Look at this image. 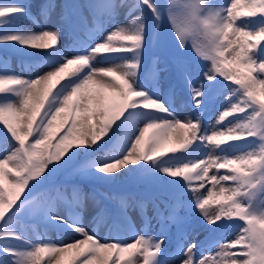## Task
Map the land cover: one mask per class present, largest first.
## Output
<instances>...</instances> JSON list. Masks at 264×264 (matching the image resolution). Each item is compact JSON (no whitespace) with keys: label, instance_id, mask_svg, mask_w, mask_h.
I'll use <instances>...</instances> for the list:
<instances>
[{"label":"snow or ice","instance_id":"obj_1","mask_svg":"<svg viewBox=\"0 0 264 264\" xmlns=\"http://www.w3.org/2000/svg\"><path fill=\"white\" fill-rule=\"evenodd\" d=\"M121 8L128 23L97 40ZM53 17L60 26L41 25ZM165 21L175 38L172 70L191 105L202 110L228 89L214 125L202 123V112L180 118L175 91H161L168 65L145 64ZM65 31L72 44L62 47ZM189 41L208 65L199 84L184 58ZM0 48V126L14 141L0 150V264H167L163 229L182 221L181 209L196 210L212 230L239 222V231L224 242L181 240L179 264H264V0H0ZM58 170L105 180L138 172L156 191L119 194L114 212L131 230L134 209L161 233L101 242L73 210L94 193L73 184L70 198L68 186L41 200L25 195ZM60 201L67 218L56 212ZM23 211L83 238L34 242L17 227Z\"/></svg>","mask_w":264,"mask_h":264},{"label":"rangeland","instance_id":"obj_2","mask_svg":"<svg viewBox=\"0 0 264 264\" xmlns=\"http://www.w3.org/2000/svg\"><path fill=\"white\" fill-rule=\"evenodd\" d=\"M60 2V0H58ZM128 3H134L135 0H128ZM33 4L38 3L39 0H31ZM71 2V0H70ZM75 2L85 4V0H75ZM215 2V0H214ZM123 10V8H121ZM126 9L122 12L120 11L116 17H115V23L112 24H127L128 20L126 19ZM84 12V11H83ZM124 13V14H123ZM134 15H139V12L133 13ZM25 26L31 25L32 22L30 20H27L24 22ZM111 24V23H110ZM149 26L151 27V22L149 21ZM67 29V27H65ZM103 31V30H102ZM107 32V31H106ZM84 35V34H83ZM81 35L83 38L84 36ZM189 50L184 53V58L188 64V66L193 70V66L196 67L200 73L203 74V71L207 68V62L199 60L197 57H195V54L192 52L191 49V42L189 41ZM2 49V48H0ZM1 51V50H0ZM176 55V45H175V38L172 33V30L170 26L168 25L167 21H165V24L163 28L160 31L159 39L151 44L149 48L146 50L144 55V60L146 66L150 67L152 65V62L155 58H159L162 65L167 64L168 70L164 71L161 76V83L164 81V79L168 78L170 75H175L174 71L172 70L174 67V60ZM19 57L13 56L11 59V66L16 70L19 71ZM178 83L180 85L183 83V80L178 77ZM181 81V82H180ZM227 82H225L226 84ZM179 88V87H178ZM228 94V89L226 87H221L217 92H213L212 97L210 100L206 101L205 107L202 110L195 109L191 103L190 98L184 97L183 103L188 108L186 109L189 114L194 117L196 115H199L202 112L201 119H209V122L212 120V125L216 122V117L218 115V112L221 109V105L227 106L225 104V96ZM14 141H11L9 138H5L3 136V129L2 126H0V150L7 149ZM100 154H103V150ZM83 159V158H81ZM81 161L78 160L76 162V165L74 167H79ZM48 181L44 182L43 184L37 185L31 193H28L27 189L25 192V195L29 196V199H32L35 197L37 200H41L44 198V196L55 187H60L61 190L65 186H68V193L70 198L71 193V185L76 184L79 185L85 192L89 191L90 193H94L95 200L100 205H98L96 208L102 209L105 214L108 215L109 210L107 211V205H106V199L109 202H115L113 199L115 196H118L122 193L127 192H137V193H151V191H156L155 187L145 181L142 176L137 173H128L125 176H120L118 179H102L100 181L96 182H86V180L76 177L77 174H70L66 170H58L55 173L51 174ZM100 183V184H99ZM102 185V186H101ZM187 197V196H185ZM189 197H187L188 199ZM23 199V196H22ZM105 199V200H104ZM186 199V198H184ZM60 203V202H58ZM61 204V203H60ZM65 204V203H64ZM62 205V204H61ZM106 205V206H105ZM63 206H69L63 205ZM104 207V208H103ZM106 207V208H105ZM58 215H62L65 217V213L63 210L58 209L56 210ZM180 217H182V221L180 223H169L166 224V226L163 229V235L165 237V243H164V249L166 251V254L172 253L177 249V244L181 240H183L184 243L189 242H199L205 241L206 239H219L221 242L225 241V236H218L219 234H224L227 227L230 226L231 222L223 226L222 228L212 230V227L210 225H207L206 222L203 220V218L199 215V213L196 210H187V209H181L179 213ZM23 217V219H21ZM95 217H98L97 214ZM96 219V218H95ZM94 219V220H95ZM131 224L134 225L135 229L138 231H144L146 225L142 226L141 228L138 226V222L134 220ZM53 225V226H51ZM197 226L198 228H202L204 226V229L206 228L205 232L202 233L201 238L197 240L200 236L192 237V235H188V232L190 228ZM17 227L19 230H21L29 239L33 240L34 242L40 238H46L47 240H53L58 241L56 232V224H50L46 221H44L41 218H37L31 214L29 211H23L17 220ZM53 227V228H51ZM156 226L152 225L151 228H153L152 231H154V228ZM55 228V229H54ZM161 232L157 233L160 234ZM190 234V232H189ZM212 237V238H211ZM215 237V238H214ZM8 243H12L14 245L19 246L21 242L19 241H8ZM217 250L216 246H213L211 251L214 253ZM170 259H172L171 256H169Z\"/></svg>","mask_w":264,"mask_h":264},{"label":"bare ground","instance_id":"obj_3","mask_svg":"<svg viewBox=\"0 0 264 264\" xmlns=\"http://www.w3.org/2000/svg\"><path fill=\"white\" fill-rule=\"evenodd\" d=\"M124 10L125 9H123V10L119 9L118 13L120 11L123 12ZM41 25L44 27H50L53 25L60 26V22L56 19V17H53L52 20L47 21V22L41 20ZM91 26L92 25L90 24V27ZM27 27L31 28L32 24L28 25ZM63 27L65 28L66 24H64ZM104 27H106L105 28L106 31H110L113 27H115V24L105 23ZM35 30H38V29H35ZM65 30H67V29H65ZM104 35H106V34L101 31L99 33V35L96 36V39L97 40L102 39V37ZM71 44H72V40L69 38L67 31H65V35L62 36V38H61V46L63 47L65 45H71ZM97 64H98V66H107L103 62L102 58H98ZM19 69H20V67H19ZM199 71H201V70H198L196 67L193 66L192 78L197 84H199V81L202 78V74H199L200 73ZM22 75H24L25 77H28V76H32L33 73L29 72V71H24L22 73ZM170 89L175 91L174 108H175L176 114L180 118H185V117L191 116L189 114V112L186 110L188 107L186 105H184L183 99H182L184 97L189 98L187 88L185 87L184 83H182L181 85H178V77L176 75H173V76L170 75L167 79L165 78L164 81H162V83H161V91L165 94L166 98L169 97ZM225 104L227 105V102H225ZM201 120H202V123L206 127L209 126L210 123L211 124L213 123L212 120L209 122V119H201ZM141 127H142V124H141ZM79 177H81V179H83V180H86V182L88 181V182H96L97 183L98 181L102 180L101 178H96L93 176H86V175H82V174H77L76 177H74V178L76 179ZM119 177L120 176L118 175L115 179H118ZM86 193H90V192L86 191ZM184 198L187 199V197H184ZM105 199L107 201L106 202L107 206L106 205L105 206L107 207V211L109 210L108 215H110V217L107 216V213L105 214V212L102 209L98 208V210H97L96 207L98 205H100L101 203L99 202V204H98L97 201L95 200V197L91 196V195L89 196V198L87 199V201L85 202V204L83 205V207L81 209H73L74 211L80 212V218H81L83 224L90 230L91 233L95 234L97 236V238L100 239L101 242H116L118 240H122V241H126V242L130 243V242H132L134 235L136 233L143 234L144 232H147L148 235H157V233L162 231L161 227L157 223H155L156 220H154V219H152L151 222L146 225L140 219L138 212L134 209H129V211H128V216L130 217L131 223L134 220H136V222H138V226L140 228L144 225H146L147 227H145L144 231H138L135 229L134 225L132 224V226H133L132 229L128 230L126 228L125 224L122 222V220L119 219L114 212V209L116 206L115 202H109L107 200V198H105ZM58 209H61L64 211L66 218L70 215L69 206L68 207L63 206L60 203H58L56 210H58ZM96 214L98 217H95ZM149 215H151V213H149ZM238 223L239 222H237V223L231 222L230 226L226 228L225 233L216 235V237L225 236V240L234 239L236 233L239 231V228L237 226ZM152 225L156 226L154 228V231H152L153 230V228H151ZM51 228H53V227H51ZM56 228H58V230L56 231V232H58V233H56V236H57L56 239H58V241H60V242L69 243V242H73L76 239H82L83 238L82 236L75 233L73 230H71L70 228H68L66 226L57 225ZM205 230H206V228L204 229V226L202 228H198L197 226H194V227L190 228L189 231H187L188 232L187 237L189 235H192V237H194V239H195V236H200L199 238H197V240H198L201 238V235H202V233L205 232ZM189 232H190V234H189ZM201 240L198 243L202 242ZM208 240L206 239L205 241H208ZM51 241H53V240H51ZM198 251H199V249H198ZM175 252H176V249L174 252L166 254L165 259L167 261V264H179V260L175 257V255H173ZM169 256H171L172 259H170Z\"/></svg>","mask_w":264,"mask_h":264}]
</instances>
